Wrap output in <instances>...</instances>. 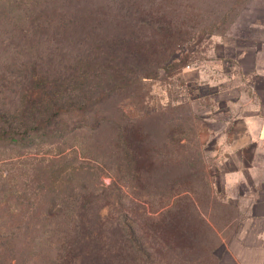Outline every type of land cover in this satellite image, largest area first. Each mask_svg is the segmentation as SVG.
<instances>
[{"label": "rangeland", "instance_id": "obj_1", "mask_svg": "<svg viewBox=\"0 0 264 264\" xmlns=\"http://www.w3.org/2000/svg\"><path fill=\"white\" fill-rule=\"evenodd\" d=\"M125 5L139 11L133 19L145 34L150 33V16L182 25L186 33L170 58L169 70L159 69L143 78L137 97L119 102L121 113L142 134L149 131V146L160 147L162 131L169 121H176L184 131L181 136L187 138L183 154L186 149L195 152L210 188V195L201 197L198 180L199 216L211 229L199 228L193 215L191 220H181L186 225L178 228L165 224L167 216L157 223L146 220L142 231L159 235L164 228L167 235H174L171 246L186 247L191 232L199 230L213 256L210 264L254 259L263 243L264 223L253 219L252 205L264 189V138L249 139L243 148L239 145L247 130L261 126L264 131V0H0V110L6 111L7 118L26 103L23 88L35 67L51 80L66 83L105 36L121 31L123 19L132 21L122 8ZM123 54L118 51L117 57ZM17 137H0V235L17 234L8 245L12 249L8 255L21 264H51L56 249L49 244V227L36 217L42 210L40 203L53 189L50 169L56 165L62 169L70 161L58 163L59 150L70 153L72 145L83 149L92 137L83 133L60 142L33 133ZM83 162L85 167L90 165L88 159ZM97 173L103 186H108L111 171ZM63 184L55 183L54 192L65 189ZM59 198L66 199L61 194ZM150 200L152 206L147 208L161 210L156 217L163 215L166 209H160L158 197L151 195ZM73 207L72 203L60 213L73 214ZM130 208L115 205L101 213L133 217ZM98 212L94 208L86 213ZM181 232L189 237L180 238Z\"/></svg>", "mask_w": 264, "mask_h": 264}, {"label": "trees", "instance_id": "obj_2", "mask_svg": "<svg viewBox=\"0 0 264 264\" xmlns=\"http://www.w3.org/2000/svg\"><path fill=\"white\" fill-rule=\"evenodd\" d=\"M122 8L132 21L123 19L121 31L105 36L66 83L51 80L34 68L23 88L26 103L7 118L6 111L0 110V137L16 139L33 133L53 142L83 133L92 137L83 149L72 145L70 153L59 150L56 161H70L62 169L58 165L50 169L53 189L40 203L42 210L36 217L39 224L49 227V244L56 249L51 264H210L213 256L199 230L191 232V244L186 247L171 246L174 235H167L169 231L164 228L159 235L142 231L146 220L157 223L167 216L165 224L178 228L186 225L181 220H191L193 215L199 228L209 229L206 218L199 216L197 204L200 196L210 195V188L195 152L186 149L183 154L187 138L181 136L184 131L176 121H169L162 131L160 147L156 143L149 146V131L142 134L121 113L119 102L133 99L143 78L152 77L159 69L169 70L170 58L183 44L186 33L182 25L150 16V33L145 34L133 19L139 11L132 5ZM118 51L125 55L117 57ZM87 159L90 165H81ZM106 169L111 171V182L103 186L97 171ZM59 180L67 186L57 193L54 184ZM198 180L202 181L200 196ZM60 194L66 199L57 200ZM151 195L158 197L160 209H166L159 217L161 210L147 208L152 206ZM100 199L102 204L98 205ZM63 201L68 204L63 205ZM72 203L73 214L60 213ZM115 205L126 209L133 206L130 210L135 215L115 218L101 213ZM94 208L99 212L86 213ZM184 234L179 237H189ZM16 237L14 232L0 235V248H4L0 250V264H21L8 255L12 252L8 245Z\"/></svg>", "mask_w": 264, "mask_h": 264}, {"label": "crops", "instance_id": "obj_3", "mask_svg": "<svg viewBox=\"0 0 264 264\" xmlns=\"http://www.w3.org/2000/svg\"><path fill=\"white\" fill-rule=\"evenodd\" d=\"M259 117H260V115L257 112L255 118L258 119ZM247 122H248V120H247ZM262 124L263 123H261V125ZM261 128L262 127L260 126L259 129L257 128L256 130L254 129L253 131L252 130H247L245 132V135L242 137L244 141L242 140L243 142L239 145V148L246 147L249 139L253 141V139H257V138L262 139V138H264V131ZM257 207L260 208L259 211H256ZM252 211H253L252 213H253V216H254L253 219L256 218L257 220L263 221V223H264V189L259 192L258 197L255 199V201H254V203L252 205ZM262 232L263 233L261 234L262 235L261 237H262L263 243H262V245H259L260 246L259 248H257L256 257L254 259L249 258V260H245V259L241 260V259H239V264H264V226H263V231ZM250 252H252L251 249H250ZM250 256H252V254H250Z\"/></svg>", "mask_w": 264, "mask_h": 264}]
</instances>
